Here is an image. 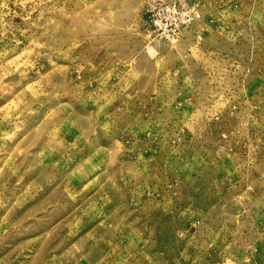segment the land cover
<instances>
[{
	"label": "rangeland",
	"instance_id": "374dc122",
	"mask_svg": "<svg viewBox=\"0 0 264 264\" xmlns=\"http://www.w3.org/2000/svg\"><path fill=\"white\" fill-rule=\"evenodd\" d=\"M0 0V264H264V0Z\"/></svg>",
	"mask_w": 264,
	"mask_h": 264
},
{
	"label": "built area",
	"instance_id": "2783aa9c",
	"mask_svg": "<svg viewBox=\"0 0 264 264\" xmlns=\"http://www.w3.org/2000/svg\"><path fill=\"white\" fill-rule=\"evenodd\" d=\"M152 32L161 39L175 40L198 14L178 0H148Z\"/></svg>",
	"mask_w": 264,
	"mask_h": 264
}]
</instances>
